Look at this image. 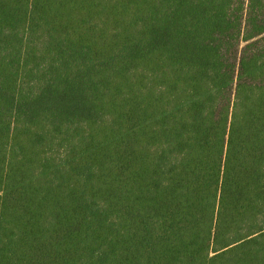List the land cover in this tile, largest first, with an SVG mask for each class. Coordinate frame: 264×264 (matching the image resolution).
Listing matches in <instances>:
<instances>
[{
    "label": "trees",
    "instance_id": "obj_1",
    "mask_svg": "<svg viewBox=\"0 0 264 264\" xmlns=\"http://www.w3.org/2000/svg\"><path fill=\"white\" fill-rule=\"evenodd\" d=\"M0 264H264V0H0Z\"/></svg>",
    "mask_w": 264,
    "mask_h": 264
}]
</instances>
